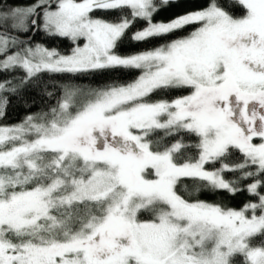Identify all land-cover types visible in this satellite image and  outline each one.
<instances>
[{"label": "snow or ice", "instance_id": "1", "mask_svg": "<svg viewBox=\"0 0 264 264\" xmlns=\"http://www.w3.org/2000/svg\"><path fill=\"white\" fill-rule=\"evenodd\" d=\"M176 3L0 0V71L23 69L21 84L42 73L141 70L125 84L66 90L50 120L44 113L0 126V264H264V0H237L240 17L207 0L204 9L153 20ZM95 11L121 15L113 22ZM137 19L146 27L127 37L137 43L199 27L122 56L116 49ZM40 27L70 39L71 54L25 47L11 35ZM9 85L0 82V116L3 93L16 91ZM184 88L191 93L151 99ZM181 132L198 142H165ZM230 150L244 159L224 163ZM217 161L220 168H205ZM224 172L240 175L227 180ZM184 179L230 194L245 190L239 180L253 179L246 190L257 202L236 210L190 201L178 190Z\"/></svg>", "mask_w": 264, "mask_h": 264}, {"label": "trees", "instance_id": "2", "mask_svg": "<svg viewBox=\"0 0 264 264\" xmlns=\"http://www.w3.org/2000/svg\"><path fill=\"white\" fill-rule=\"evenodd\" d=\"M217 5L222 10L228 12L234 17H240L245 14L244 9L237 3V0H215ZM11 5H31L35 0H7ZM207 6V0H184L176 4H172L166 8H161L153 17L154 21H170L173 18L192 12L204 9ZM124 15H130L128 9L123 10ZM95 17H102L105 20L117 22L119 21L121 13L119 12H103L95 11L92 13ZM146 27V23L137 19L132 27L126 33V38L116 49L117 53L126 56L136 54L145 50H153L172 40L187 36L191 31L199 27V24H193L181 31L174 32L168 36L150 39L147 42L137 43L129 38L130 34L137 30H142ZM32 33V32H31ZM28 35L20 34L13 31L12 34L23 38H29ZM39 44L45 48L54 49L57 52L66 55L69 54L74 46L73 42L66 37L52 36L38 29L32 42H23V46ZM19 50V46L10 52ZM141 74V70H125V69H110L100 70L88 74H67V73H42L39 78H31L21 84L25 79L23 71L19 68L0 71V82L9 81L11 87H15V92H4L3 96L8 100L4 114L0 116V126L12 127L23 123L27 117H40L41 114L48 113L46 119L51 118V109L58 107V102L64 97L65 91L69 89H97L104 88L113 84H125L131 82L133 79ZM191 89H175L164 93L153 94L151 99L156 100H173L177 97L189 95ZM40 120V119H38ZM156 136L163 135L162 132H157ZM184 143L194 145L198 142V137L188 133H178L177 135L169 136L165 142L171 144L179 139ZM256 142V141H254ZM188 156L195 157L198 154V149L189 147L187 150ZM231 154L223 159V162L229 165H234L241 162L244 157L238 150H230ZM221 167V162L217 161L215 164H206L205 168L214 170ZM251 170H255V166ZM224 178L227 180H238V172H224ZM254 182L253 179L239 180V187L245 190L238 191L235 194H230L225 190H212L200 186L199 183L191 179H184L182 185H178L179 193L184 198L190 201L202 200L211 204H217L225 208H233L239 210L243 208L246 203L257 202V198L250 194L246 187L248 184ZM141 219H150L145 214H140Z\"/></svg>", "mask_w": 264, "mask_h": 264}, {"label": "rangeland", "instance_id": "3", "mask_svg": "<svg viewBox=\"0 0 264 264\" xmlns=\"http://www.w3.org/2000/svg\"><path fill=\"white\" fill-rule=\"evenodd\" d=\"M40 29L41 30H43V28L42 27H40ZM44 31V30H43ZM45 32V31H44ZM18 40V39H17ZM78 43H80L81 45L83 44V41H79ZM35 45H38V44H34V45H26L25 47H35ZM74 47V46H73ZM16 47H14V48H11L10 49V51L11 50H13V49H15ZM73 49V48H72ZM49 50H51V49H49ZM72 51V50H71ZM16 52V51H15ZM14 53V52H13ZM59 53V52H58ZM61 54V53H60ZM71 54V52L69 53V54H66V55H70ZM61 55H63V54H61ZM4 57L3 56H0V59H3ZM20 69V68H19ZM21 71H23V73H24V75H25V72H24V70L23 69H20ZM86 94V92L85 93H82V94H78V99H80V100H83V97H84V95ZM51 119V118H50ZM49 119V120H50ZM26 121V120H25ZM25 121L23 122V123H21V124H18V125H16V126H19V125H22V124H24L25 123ZM42 122H44V121H42V120H35L34 121V123H42ZM12 127H15V126H12ZM35 137V133H31V134H28V135H26L25 136V139H33ZM17 143H19V142H17Z\"/></svg>", "mask_w": 264, "mask_h": 264}, {"label": "water", "instance_id": "4", "mask_svg": "<svg viewBox=\"0 0 264 264\" xmlns=\"http://www.w3.org/2000/svg\"><path fill=\"white\" fill-rule=\"evenodd\" d=\"M179 1H184V0H178V2H179ZM38 29H39V28H38ZM38 29L32 31L31 36H30L29 38H23V37H20V36H18V35L12 34V33H11V35L14 36V37H16V39H18V40H20V41H23V42H32V40L34 39V37H35V35H36Z\"/></svg>", "mask_w": 264, "mask_h": 264}]
</instances>
